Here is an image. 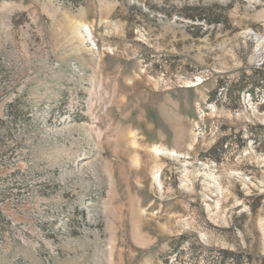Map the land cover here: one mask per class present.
Returning <instances> with one entry per match:
<instances>
[{
	"label": "rangeland",
	"instance_id": "rangeland-1",
	"mask_svg": "<svg viewBox=\"0 0 264 264\" xmlns=\"http://www.w3.org/2000/svg\"><path fill=\"white\" fill-rule=\"evenodd\" d=\"M263 79L264 0H0V264H264Z\"/></svg>",
	"mask_w": 264,
	"mask_h": 264
},
{
	"label": "bare ground",
	"instance_id": "bare-ground-1",
	"mask_svg": "<svg viewBox=\"0 0 264 264\" xmlns=\"http://www.w3.org/2000/svg\"><path fill=\"white\" fill-rule=\"evenodd\" d=\"M82 36V35H81ZM152 150V149H151ZM152 151H154L156 154H158V153H160V152H164L163 150H160V148H158V147H153V150ZM172 153V152H171ZM174 155V154H173Z\"/></svg>",
	"mask_w": 264,
	"mask_h": 264
},
{
	"label": "trees",
	"instance_id": "trees-1",
	"mask_svg": "<svg viewBox=\"0 0 264 264\" xmlns=\"http://www.w3.org/2000/svg\"><path fill=\"white\" fill-rule=\"evenodd\" d=\"M264 80V79H263ZM262 81V80H261ZM264 83V81H262Z\"/></svg>",
	"mask_w": 264,
	"mask_h": 264
}]
</instances>
